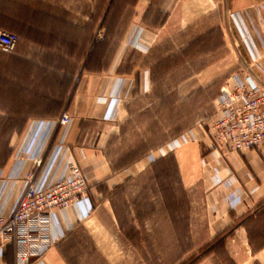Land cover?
Returning <instances> with one entry per match:
<instances>
[{
    "label": "crops",
    "instance_id": "1",
    "mask_svg": "<svg viewBox=\"0 0 264 264\" xmlns=\"http://www.w3.org/2000/svg\"><path fill=\"white\" fill-rule=\"evenodd\" d=\"M140 1L148 5L153 0H137V4ZM230 1L241 25V36L248 35L250 40L245 43L253 60L258 50L264 49L258 31L260 20L264 23V9L252 8L264 0ZM82 2H91V6L86 8ZM221 4L223 0H160L159 9L167 17L176 13L178 24L186 26ZM99 29V0H0V30L21 38L16 52L0 51V141L5 138L11 146L8 159L0 160V213L10 214L13 210L34 159L41 160L36 176L41 185L63 176L67 160L73 159L88 180V199L56 214L51 224L55 243L44 254L42 263L150 264L149 257L165 255L161 249L164 232L158 233L153 219L144 217L139 226L133 223L138 236H126L119 228L112 199L125 189V182L172 155L177 189L181 181L185 192L198 195L193 201L200 198L204 227L197 247H212L213 240L225 234L221 238L223 248L233 264H264V244L257 247L249 237L250 224L264 213V145L244 153L232 152L224 158L210 151L202 156L199 141L193 139V128L130 158L134 163L122 172L104 149L122 135H129L123 132V120L133 78L116 70V60L102 73L99 66L94 68L92 58L88 60L89 52L93 57ZM252 29L256 30L257 40ZM221 31L223 35V28ZM140 38L139 48H145ZM149 49L147 45L144 51ZM237 75L241 80L252 76L264 84L263 66H258V71L234 73L225 85ZM142 77L143 90H148V73ZM73 81L77 84L69 89L68 82ZM62 112L71 117L65 130L54 123ZM171 186L173 194L174 184ZM178 203L172 201L173 210L178 209ZM191 213L189 224H194L195 213ZM174 214L172 211L169 220L171 230L165 233H171L173 239L179 232L177 227L174 229V220L178 224ZM3 249L0 264H14L13 246L7 244ZM215 257L207 250L198 264H214ZM155 264L163 262L156 259Z\"/></svg>",
    "mask_w": 264,
    "mask_h": 264
},
{
    "label": "rangeland",
    "instance_id": "2",
    "mask_svg": "<svg viewBox=\"0 0 264 264\" xmlns=\"http://www.w3.org/2000/svg\"><path fill=\"white\" fill-rule=\"evenodd\" d=\"M67 3L71 4L70 1ZM82 3L86 8L91 6V2ZM159 6L160 0H153L148 5L141 1L137 4V0H99L100 29L95 35L97 42L93 57L89 52L88 60L92 58L94 68L99 66L101 73L108 71L116 60V70L133 78L125 98L123 120V132L129 135L121 134L122 139L104 149L111 163L122 172L134 163L129 161L130 158L166 144L179 133L192 132L193 128L196 129L193 139L199 141L201 155L211 152V144L205 145L206 138L198 124L215 114V100L226 79L234 73L249 69L258 71V66L264 67V49H259L253 60L249 59L248 43L245 42L250 40L248 35L242 37L240 34L241 25L234 17L236 11L230 0H223L221 6L186 26L178 24L176 13L167 17ZM252 9L263 10L264 1H259ZM259 23L258 31L264 39V23L262 20ZM251 34L257 40L256 30ZM140 37L144 39V47H150L146 52L145 48H139ZM20 40L19 37L18 44ZM143 73L149 76L148 90H143ZM76 84L68 82L69 89ZM5 140L0 141V160L4 161L11 153V146ZM171 156L153 163L143 175L133 177L125 185L123 183L125 189L112 199L121 232L136 237L139 231L133 223L136 221L139 226L140 218L153 219L152 225L157 232H164L161 249L165 255L162 258L149 257L150 264H155L156 259L162 260L163 264H198L207 250L216 256L214 264H233L223 248L221 238L225 234L213 240L212 247H197V239L203 234L204 227L200 198L193 201L198 195L185 192L180 180L177 189L176 165ZM103 195L106 197L107 194ZM172 201L179 202L178 209L173 210ZM193 206L196 209L193 210ZM172 211L176 212L174 217H178V224L174 220V229H179L174 239L171 233L165 234L171 230ZM191 212L195 213L194 224H189ZM249 237L257 247L264 244V213L250 224ZM135 243L138 245L139 240ZM193 250L196 252L192 256L184 255ZM197 254L201 257L195 258Z\"/></svg>",
    "mask_w": 264,
    "mask_h": 264
},
{
    "label": "built area",
    "instance_id": "3",
    "mask_svg": "<svg viewBox=\"0 0 264 264\" xmlns=\"http://www.w3.org/2000/svg\"><path fill=\"white\" fill-rule=\"evenodd\" d=\"M19 37L0 30V51L15 52ZM236 75V74H235ZM216 112L198 124L211 153L225 157L264 145V84L254 77H233L215 100ZM71 122L67 112L54 121L65 130ZM40 159L24 176V188L10 214L0 213V256L9 244L14 264H43L42 258L55 243L51 224L56 214L88 199L89 184L79 164L68 159L66 173L46 185L37 179Z\"/></svg>",
    "mask_w": 264,
    "mask_h": 264
}]
</instances>
